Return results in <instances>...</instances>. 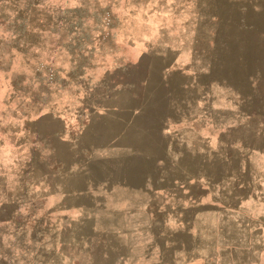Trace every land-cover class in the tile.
I'll list each match as a JSON object with an SVG mask.
<instances>
[{
    "label": "rangeland",
    "instance_id": "374dc122",
    "mask_svg": "<svg viewBox=\"0 0 264 264\" xmlns=\"http://www.w3.org/2000/svg\"><path fill=\"white\" fill-rule=\"evenodd\" d=\"M252 51H264V0H0V264H264L262 222L221 213L211 191L201 208L161 205L156 219L146 202L133 210L138 195L126 190L119 204L132 210L97 211L67 227L54 214L103 103L105 113L140 112L142 126L158 125L166 103L181 112L197 93L181 86L190 65L206 96L216 92L229 109V89L213 82L244 81ZM129 166L116 168L119 180L123 172L133 181ZM156 174L164 182L181 171ZM139 228L152 232L140 245L126 234Z\"/></svg>",
    "mask_w": 264,
    "mask_h": 264
},
{
    "label": "crops",
    "instance_id": "0c3cea01",
    "mask_svg": "<svg viewBox=\"0 0 264 264\" xmlns=\"http://www.w3.org/2000/svg\"><path fill=\"white\" fill-rule=\"evenodd\" d=\"M263 52H250L251 65L246 70L244 81L214 80L215 89H229L224 99L230 102L229 109L219 107L216 92L206 96L205 88L200 89V82L194 81L196 73L191 72L193 67L190 65L181 69L187 73L181 86L186 90L198 87L195 89L197 93L187 94L189 97L182 99L181 112L178 108V112L174 111L172 101L171 108L166 103L164 112L158 115V125L142 126L138 122L140 112L105 113L103 103L101 112L91 114L87 120L84 154L72 164L74 166L67 176L66 187L55 193L54 214L57 220L60 219V225L70 226L72 218L98 216L97 211L111 215L132 210L123 209L119 204L118 192L124 190L138 195L137 199L132 198L133 210L142 212L141 208L146 202L144 211H150L154 219L161 205L166 213L179 207L184 212L190 208H201L207 192L211 191L213 205L221 213L264 225ZM260 62L261 65H257ZM166 86L172 93L170 83L167 82ZM207 121L212 124L207 125ZM127 132L133 134V144L126 142ZM134 135H137L136 144ZM142 138L146 141L144 145ZM175 152L181 153L177 161L167 157ZM191 153L195 155L192 161ZM206 158H212V165L208 164V169L205 166ZM127 161L130 164L128 169H133L135 175L133 181L123 178ZM143 163L150 168L144 182ZM224 165L228 173L222 171ZM119 167L123 171L122 180L116 177L115 170ZM158 169L171 173L180 170L181 174L179 177L171 176L169 180L166 177L163 182L156 174ZM191 169L195 172L190 173ZM207 170L212 177L206 175ZM191 187L198 190L197 196L192 195ZM142 196L145 198L142 199ZM151 230H155V227ZM151 230L139 228L127 230L126 234L133 232L137 235L140 245L141 234ZM126 241L130 245L129 240Z\"/></svg>",
    "mask_w": 264,
    "mask_h": 264
}]
</instances>
